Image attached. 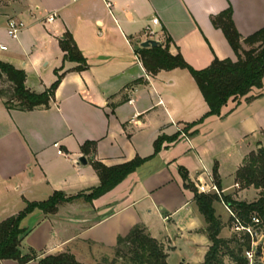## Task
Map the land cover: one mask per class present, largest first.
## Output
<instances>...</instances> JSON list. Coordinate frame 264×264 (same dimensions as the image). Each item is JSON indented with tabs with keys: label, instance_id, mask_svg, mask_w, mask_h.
Returning a JSON list of instances; mask_svg holds the SVG:
<instances>
[{
	"label": "crops",
	"instance_id": "crops-1",
	"mask_svg": "<svg viewBox=\"0 0 264 264\" xmlns=\"http://www.w3.org/2000/svg\"><path fill=\"white\" fill-rule=\"evenodd\" d=\"M229 7L242 38L264 27V0H0V46L5 47L0 61L22 70L26 88L35 93L50 87L56 70L63 74L48 108L8 110L0 98V222L21 212L26 202L45 201L54 192L89 194L100 184L91 157L107 167L149 158L92 203L77 199L59 205L52 216L39 210L25 216L22 222L36 216L40 224L50 219L73 225L71 235L37 252L39 258L69 253L86 264V255L90 261L102 257L115 248L118 237L142 225L162 244L167 264L178 256V235L183 233L202 252V264L210 247L207 224L193 192L184 188L180 168L197 190L199 184H211L217 164L221 194L240 202L257 200L259 191L241 189L235 173L255 151L252 145L258 149L262 142L264 78L262 89L228 101L219 116L206 118L189 135L183 128L209 110L193 78L179 68L152 75L138 54L149 27L151 39L161 46L169 39V53H180L195 70L207 68L215 58L236 61L211 23L212 16ZM10 19L24 24L12 42L6 40ZM66 33L86 61L81 72L73 70L76 63L63 61L59 40ZM242 49L248 46L242 44ZM176 133L179 138L154 155L155 140ZM85 142L96 144L94 153H81ZM82 155L86 165L77 162ZM213 208L222 226L219 238L230 240L234 234L225 204L214 202ZM27 235L22 254L30 250ZM223 261L233 264L226 256Z\"/></svg>",
	"mask_w": 264,
	"mask_h": 264
},
{
	"label": "trees",
	"instance_id": "trees-1",
	"mask_svg": "<svg viewBox=\"0 0 264 264\" xmlns=\"http://www.w3.org/2000/svg\"><path fill=\"white\" fill-rule=\"evenodd\" d=\"M214 28L219 29L228 45L236 56V61L229 59L219 60L215 58L205 69L195 70L182 58L180 53H169V39L162 46L155 48H139L138 54L143 67L152 75L161 70L184 69L189 72L198 90L200 91L208 112L197 122L186 125L184 133L201 124L210 116H219L222 108L230 100H239L247 97L252 91L263 88L264 78V27L246 38L236 30L232 20V10L228 9L211 17ZM242 44L248 46V50L242 49ZM59 47L63 52L64 62L76 63L74 71L81 72L87 68L86 61L78 50L72 36L69 33L59 40ZM62 69L56 70V80L42 93L30 91L25 86L26 75L22 70L15 69L10 64L0 61V83L7 84L6 89L0 88V98L3 99L6 109L19 111H32L37 108H48L53 99L63 74ZM250 97L246 98L249 100ZM193 130L189 135H195ZM180 136L176 133L171 137H158L154 144V155L163 147L164 143L175 142ZM94 142H85L80 146L83 154L94 153ZM149 158L135 157L123 164L107 167L90 159V164L96 172L100 184L90 190L89 194L80 193L66 197L62 192H54L47 200L41 202H26L25 208L17 215L0 222V260H14L18 264H28L36 261L38 264H81L69 253H60L39 258L31 249L27 254L20 251L21 243L27 235V230L20 227L22 219L34 210L41 211L44 215L56 214L58 206L82 199L87 203L101 197L114 189L126 177L135 172ZM184 181V188L194 194V201L200 214L207 224L206 234L210 247L205 254L202 264H224V257H228L233 264H245L242 258L243 249L248 246V240L234 235L230 240L219 238L222 229L221 222L215 216L214 202H223L236 212L238 217L248 221L252 214L257 215L264 226V147L250 152L243 160L242 165L235 173V183L241 189L252 187L259 191L257 200L246 203L234 200L231 196L220 193L201 194L188 182L187 173L179 169ZM212 181L221 189L217 164L212 169ZM116 255L129 256L132 264H167V255L162 244L150 237L146 228L142 225L134 226L124 237H118L115 246Z\"/></svg>",
	"mask_w": 264,
	"mask_h": 264
},
{
	"label": "rangeland",
	"instance_id": "rangeland-1",
	"mask_svg": "<svg viewBox=\"0 0 264 264\" xmlns=\"http://www.w3.org/2000/svg\"><path fill=\"white\" fill-rule=\"evenodd\" d=\"M11 39H12L11 37H9L8 39L6 38V40L12 42ZM37 66L40 70L45 69L39 63H37ZM32 74L34 73H31L30 75L32 76ZM41 78L43 83H45V81L43 80L45 77H41ZM0 88L8 90L7 84L3 85L2 83H0ZM185 129L186 127H184L182 131H184ZM261 141L262 142H258V143L260 147L261 146L264 147V135L261 136ZM252 148H254V150L257 149L255 144L252 145ZM89 165L91 166V164ZM24 218L22 220H24ZM21 226L25 228L28 232L27 235L28 238L26 240L27 246L32 251L37 253L40 250L42 251L50 250L61 240V238L71 235L72 234L71 227L73 225L68 222L56 221L50 219H47L46 222L40 224L38 223L36 216H31L27 218L25 221H23ZM223 235L225 236L226 233L224 232ZM177 249H178V256L173 259L172 264H182V260H186L191 264H201L203 259L202 252L196 251L192 241L189 240V238L185 235V233H183V235H178ZM128 259H129L128 255L125 257L120 255L118 256L116 255L115 249H113L98 259H93L90 261V257H87L86 255V257L83 260L86 262V264H132Z\"/></svg>",
	"mask_w": 264,
	"mask_h": 264
},
{
	"label": "built area",
	"instance_id": "built-area-1",
	"mask_svg": "<svg viewBox=\"0 0 264 264\" xmlns=\"http://www.w3.org/2000/svg\"><path fill=\"white\" fill-rule=\"evenodd\" d=\"M53 18L54 15H51L47 18V21L50 22ZM157 23V19L152 20V25H156ZM23 27L24 24L21 21L10 19L6 27L8 36L16 39ZM145 35L148 39H151L154 32L147 27ZM0 49L5 50V47L0 46ZM197 192L201 194H215L218 196H220L221 193L213 181L209 186L199 184L197 186ZM225 209L229 214L231 224L230 230L232 233L248 240V246L244 248L242 252V258L245 264H264V226L260 218L252 214L248 221H244L228 206L225 205Z\"/></svg>",
	"mask_w": 264,
	"mask_h": 264
},
{
	"label": "water",
	"instance_id": "water-1",
	"mask_svg": "<svg viewBox=\"0 0 264 264\" xmlns=\"http://www.w3.org/2000/svg\"><path fill=\"white\" fill-rule=\"evenodd\" d=\"M158 46H161L160 43L156 40H153V39H147V40L141 42L139 45L140 48H155ZM259 148H260V146H259ZM90 159H93V157H91ZM77 162L81 165H86L87 159L85 156L82 155L81 157L78 158Z\"/></svg>",
	"mask_w": 264,
	"mask_h": 264
}]
</instances>
